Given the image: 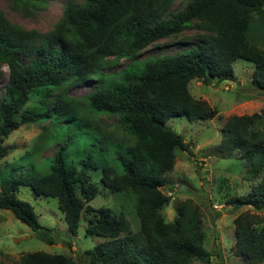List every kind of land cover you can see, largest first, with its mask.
<instances>
[{"label":"trees","instance_id":"1","mask_svg":"<svg viewBox=\"0 0 264 264\" xmlns=\"http://www.w3.org/2000/svg\"><path fill=\"white\" fill-rule=\"evenodd\" d=\"M11 1L15 9L33 14L46 9L49 0ZM175 1L69 0L62 6L60 20L45 33L12 25L0 12V66L9 69L0 101V163L9 154L2 145L4 138L25 124L51 121L62 136L68 135L47 159L51 165L43 174L0 173V209L12 212L49 245L55 243L53 230L42 226L33 207L18 198L21 187H29L36 196L58 199L74 236L82 214H89L86 235L103 242L84 253L88 264H210L213 257L204 247L201 209L191 199L178 204L172 222L162 215L171 202L163 188L177 151L191 154L185 137L167 127V122L180 116L189 121L215 118L218 110L196 99L189 85L195 80L206 86L214 80H231L238 59L255 65L251 83L264 92V50L251 36L255 16L264 14V0H190L183 10L170 12ZM191 28L204 32L196 46L136 62L144 49ZM122 60L130 63L121 72H105ZM91 81L97 83L94 91L78 98L68 95L70 88ZM34 89H41L44 107L38 110V118L25 111L20 120L18 115ZM103 117L118 118L111 132L95 122ZM263 117L264 112L234 115L222 128L220 151L225 156L239 151L253 179L264 170V130L255 129ZM63 122L69 125L61 126ZM60 137L53 134L51 144H60ZM82 137L81 149L74 151ZM84 146L95 150L81 152ZM75 152L83 157L80 172L67 161ZM31 155L22 159L30 160ZM101 167L102 185L133 200L140 220L137 234L124 215L89 205L98 187L90 182L87 170ZM231 203L264 209V176ZM258 224L250 213L235 218V255L261 264L264 225L258 228ZM13 264L78 263L66 255L33 252Z\"/></svg>","mask_w":264,"mask_h":264},{"label":"rangeland","instance_id":"2","mask_svg":"<svg viewBox=\"0 0 264 264\" xmlns=\"http://www.w3.org/2000/svg\"><path fill=\"white\" fill-rule=\"evenodd\" d=\"M67 1L69 0H49L46 9L36 10L33 14H24L14 8L11 0H0V12L12 25L24 30L45 33L53 29L60 20L62 6ZM74 1L82 3L84 0ZM189 1L176 0L170 12L183 10ZM201 34L204 32L191 28L180 35L159 40L139 53L136 62L148 58L157 59L162 56L175 55L196 46L199 42L198 36ZM251 36L254 38L256 46L264 50V14L255 16ZM129 63L128 60H122L105 72L107 74L121 72ZM233 69L231 80H214L210 86L195 80L189 85V90L196 99L207 101L218 110V115L215 118L205 121H189L187 117L180 116L167 122V127L185 137L190 144L191 154L177 151L175 165L173 170L167 173L166 185L163 188V192L171 196V202L162 211V215L166 222H172L176 216L178 204L186 199H191L201 209L205 233L204 247L213 255L210 264H258L245 261L235 255L234 220L241 214L250 213L256 216V220L259 222L257 227L261 228L264 225V209L256 210L246 205H234L231 201L248 194L264 176V170L258 179L251 178L249 166L246 161L241 159V153L236 151L231 156H225L220 151V144L222 128L229 117L264 112V92L257 90L251 83L255 70L253 63L238 59L233 63ZM0 71L1 101L5 93L9 69L6 65H1ZM97 80L99 79L97 78ZM96 88V81H91L84 86L70 88L68 95L78 98L89 94ZM40 99L41 89H34L28 104L18 115V119L21 120L25 111L33 113L38 118L40 115L38 110L44 107ZM95 122L111 132V125L116 124L118 118H96ZM67 125L69 122L61 124V126ZM255 129L264 130V117L256 124ZM53 134L61 136L60 144H51L49 138ZM69 135L71 136V134ZM67 137L68 135L62 136L60 128L51 121L23 125L7 139L4 138L2 145L8 148L9 154L0 163V173L5 176H18L21 173L34 170L38 174H43L51 165L47 159L54 156L56 149L63 144ZM82 140L83 137L74 146V151L81 149ZM96 146L97 143H95ZM93 150H95L94 147L84 146L81 152L88 153ZM31 152L33 155L30 160L22 159ZM76 154L77 152L68 155L67 161L71 167L80 172L83 170L80 164L83 157ZM36 155H39L40 158ZM87 173L90 176V182L98 187V193L89 205L94 209L110 208L116 214L124 215L129 221L133 233L137 234L140 231V220L136 214L133 200L123 192L112 193L102 185V167L98 170L88 169ZM76 189L80 196L78 185ZM17 196L33 207L42 226L53 230L52 236L55 243L49 245L40 240L38 235L16 219L12 212L0 209V263L13 264L27 253L43 252L66 255L78 264H88L83 256L84 253L103 242L100 237L86 235L89 214H82L78 233L74 236L70 233L64 215L59 209L58 199L36 196L29 187H21ZM193 264L206 263L195 261Z\"/></svg>","mask_w":264,"mask_h":264}]
</instances>
